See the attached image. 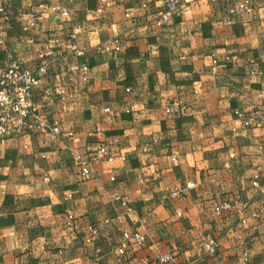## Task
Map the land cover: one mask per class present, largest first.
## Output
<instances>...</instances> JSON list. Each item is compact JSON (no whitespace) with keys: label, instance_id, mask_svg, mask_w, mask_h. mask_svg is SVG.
<instances>
[{"label":"crops","instance_id":"1","mask_svg":"<svg viewBox=\"0 0 264 264\" xmlns=\"http://www.w3.org/2000/svg\"><path fill=\"white\" fill-rule=\"evenodd\" d=\"M2 1L10 21L0 74L11 61L36 70L43 51L38 113L60 134L48 145L47 130L0 143V264H158L167 254L264 264V224L252 217L264 201V128L236 127L234 114H264V10L233 18L228 0H183L157 28L160 0H61L70 17L45 9L54 0ZM98 6L106 14L97 22ZM174 102L192 115H167ZM106 145L113 162L97 153ZM76 155L91 163L85 180ZM224 201L233 208L218 216ZM244 205L246 226L235 214ZM124 231L146 241L132 238L120 256ZM209 239L218 251L198 254Z\"/></svg>","mask_w":264,"mask_h":264},{"label":"built area","instance_id":"2","mask_svg":"<svg viewBox=\"0 0 264 264\" xmlns=\"http://www.w3.org/2000/svg\"><path fill=\"white\" fill-rule=\"evenodd\" d=\"M61 0H54L56 2L53 5H45V9L52 11L54 16H64L70 17V13L64 10L60 6ZM112 3L118 2V0H111ZM161 1V11L156 17L153 18V25L157 28H162L168 25L174 18L175 14L182 5L183 0H160ZM214 4H219L220 0H211ZM231 2L226 6V12H228L233 18H242L245 15H253L257 10H264V0H230ZM142 9H147L146 3H141L139 5ZM106 14V9L104 7H96L93 11L92 20L100 21ZM133 9H129L125 13L126 19H131L133 17ZM30 25L34 27L37 22V15L31 13L29 15ZM10 21V15L3 3L0 0V34L6 31V25ZM81 29V27H79ZM70 39L75 41L77 39V34L72 33ZM4 45V41L0 38V47ZM114 51L119 52L120 46L115 41L112 45ZM227 60L232 62H237L238 56L234 55L228 57ZM87 70V68H85ZM47 74V60L44 52L39 54V65L36 70H31L23 66L19 61H11L4 69H2L0 74V143L11 138L26 137L30 134H36L43 130H47L49 137L45 141V145H48L50 141L58 139L60 134V123L55 120L51 125H47L42 121L41 116L38 113V99L34 93V89L38 85L40 78ZM130 91V90H127ZM167 115L171 114H182L191 116L192 112L187 106L174 102L169 106L164 108ZM106 113L110 112V109H105ZM235 126L236 127H263L264 128V114L258 113H247L241 110L235 111ZM27 148V145H25ZM260 151L264 154V146L260 147ZM99 156L107 155L109 162H113L115 159V154L113 146L106 145L101 147L97 151ZM175 159H173L174 161ZM75 161L81 170V178L83 180L87 179L91 174V163L89 159L83 157L82 155H76ZM255 186L259 191L262 187L257 183L258 177H255ZM46 182L49 179H45ZM193 184L189 183L187 188L190 189ZM2 195H5L4 190L1 191ZM232 203L228 201L222 202L215 208V214L222 216L228 211L232 210ZM247 205L236 211V216L240 220L243 226L248 224L245 217ZM252 217L256 220L261 221L264 224V201L261 207L252 214ZM74 215H68L67 231L72 232L74 230ZM93 234L97 235V229L93 225L89 226ZM134 239L138 245H143L146 241L144 235L139 233L131 235L129 232L124 231L122 233V240L118 248V254L124 256L129 246L131 239ZM220 247L217 240L209 239L204 242L203 245L198 247L197 252L202 256H209L215 254ZM245 262H248L247 255L245 254ZM158 264H182L176 260L172 255H158L156 258Z\"/></svg>","mask_w":264,"mask_h":264},{"label":"rangeland","instance_id":"3","mask_svg":"<svg viewBox=\"0 0 264 264\" xmlns=\"http://www.w3.org/2000/svg\"><path fill=\"white\" fill-rule=\"evenodd\" d=\"M230 2H231V1L228 0L226 3H224L223 6H224V9H225V10H226V7H227L226 5L229 4ZM215 5H216V7H222V8H223V6H222V2H221V1L219 2V4H215ZM217 5H218V6H217Z\"/></svg>","mask_w":264,"mask_h":264}]
</instances>
